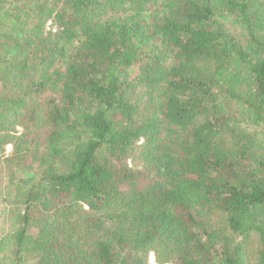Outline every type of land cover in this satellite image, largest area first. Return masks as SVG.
Returning <instances> with one entry per match:
<instances>
[{
	"label": "trees",
	"instance_id": "1",
	"mask_svg": "<svg viewBox=\"0 0 264 264\" xmlns=\"http://www.w3.org/2000/svg\"><path fill=\"white\" fill-rule=\"evenodd\" d=\"M1 157L6 264H264V0H6Z\"/></svg>",
	"mask_w": 264,
	"mask_h": 264
},
{
	"label": "rangeland",
	"instance_id": "2",
	"mask_svg": "<svg viewBox=\"0 0 264 264\" xmlns=\"http://www.w3.org/2000/svg\"><path fill=\"white\" fill-rule=\"evenodd\" d=\"M6 0H1L0 4H3ZM76 42H74L75 44ZM22 125L17 124L16 129L18 132L22 131ZM33 145L30 143L29 146ZM12 150V144H7L4 148L3 154H8ZM4 162L3 157L0 158V264H6L4 262V255H7L8 244H6L7 233L11 228V218L8 217V207L11 206L10 197L12 196V184L22 185L25 178L35 174L33 165H30L29 160ZM25 184V183H24ZM154 260L155 264H159L155 261L154 255H149V263ZM170 264V263H164Z\"/></svg>",
	"mask_w": 264,
	"mask_h": 264
},
{
	"label": "bare ground",
	"instance_id": "3",
	"mask_svg": "<svg viewBox=\"0 0 264 264\" xmlns=\"http://www.w3.org/2000/svg\"><path fill=\"white\" fill-rule=\"evenodd\" d=\"M150 264H155V263H154V260L152 261V259H151V263H150Z\"/></svg>",
	"mask_w": 264,
	"mask_h": 264
}]
</instances>
